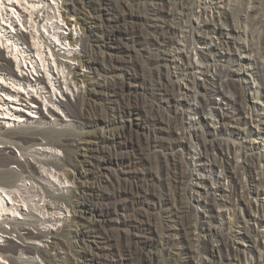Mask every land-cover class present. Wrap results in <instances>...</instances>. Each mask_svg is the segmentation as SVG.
I'll use <instances>...</instances> for the list:
<instances>
[{
	"label": "rangeland",
	"instance_id": "rangeland-1",
	"mask_svg": "<svg viewBox=\"0 0 264 264\" xmlns=\"http://www.w3.org/2000/svg\"><path fill=\"white\" fill-rule=\"evenodd\" d=\"M62 6L83 38L74 66L80 96L68 97L65 117L60 115L55 124L16 129L39 138L55 130L61 152L54 167H64L71 180L61 200L69 211L67 222L46 238L49 246H42L43 251L55 264H246L238 260V253L251 256L260 251L264 258V236L258 237L264 231V197L259 195L264 186V147L250 121L249 60L238 49L244 38L234 32L228 38L232 47L213 56L218 63L214 73L220 66L229 68L232 75L224 82L239 91L246 108L241 120L221 129L209 114L200 122L190 105L178 106L175 101H182L181 93L171 99L150 80L146 59L151 56L161 57L165 82L176 70L170 57L173 48L151 45L166 26L170 6L164 8L157 0H62ZM234 6L223 10L233 14ZM192 20L196 23V17ZM197 82L202 84L197 92L210 86L204 76L198 75ZM199 97L188 99L191 107ZM213 99L222 103V97ZM42 112L50 120L44 107ZM174 117L193 120L192 130L208 141L241 150L238 158L226 156L229 178L221 186L210 183L208 191L196 185L199 173L186 164L189 155L171 145L187 142L183 131L171 126ZM155 136L164 139L162 145L139 147ZM11 150L8 155L24 161L17 146ZM216 159L210 154L204 162L208 179ZM12 167L20 171L18 165ZM184 174L189 176L183 179ZM233 181L236 197L229 188ZM226 201H232V209L217 205ZM240 203L244 211L238 209L242 216L237 219L233 208ZM197 226L204 232L199 233ZM13 239L20 243L15 235ZM52 242L57 243L54 248Z\"/></svg>",
	"mask_w": 264,
	"mask_h": 264
},
{
	"label": "bare ground",
	"instance_id": "bare-ground-1",
	"mask_svg": "<svg viewBox=\"0 0 264 264\" xmlns=\"http://www.w3.org/2000/svg\"><path fill=\"white\" fill-rule=\"evenodd\" d=\"M157 1L170 9L164 16L163 32L151 39V45L173 48L170 57L176 70L165 82L161 57L151 56L146 59L151 82L163 87L171 99L181 93L184 98L175 102L178 106L190 105L200 122L203 115L209 114L215 127L224 129L241 120L246 108L242 107L240 93L224 82L232 72L229 68L222 69L223 65L214 73L218 63L213 58L232 47L228 38L236 32L244 38L238 49L249 60L250 95L253 98L250 121L257 127V138L264 147V0ZM231 3L235 4L233 14L224 12L223 8L231 7ZM192 17H196V23ZM77 28L63 8L62 0H0V148H3L0 150V264H55L42 246H49L46 238L54 236L55 230L67 222L69 211L61 200L71 186L69 173L64 167H54L61 152L56 144L55 130H47L46 138H39L34 133L24 135L16 129H33V124H55L61 120L60 115L65 117L68 97L80 96L74 66L83 38ZM215 39L222 43L217 44ZM198 75L204 76L210 85L200 92H197L202 87L197 82ZM227 92L231 93L229 98ZM197 94L200 97L191 107L188 99ZM215 95L222 97L219 105L213 99ZM148 105L151 107V102ZM230 106L233 112L228 109ZM42 107L47 110L50 120ZM192 121H183L179 117L170 120L173 128L179 127L183 131L182 138L187 141L186 144L171 145L173 149L181 146L189 155L186 164L199 173L196 185L209 191L211 184L221 186L222 181L229 178L226 156L238 158L242 153L229 143L204 139L203 134L192 130ZM236 134L243 133L238 131ZM163 141L155 136L148 142H140L139 147L148 150L162 145ZM12 145L20 149L24 161L7 154ZM210 154L218 157L211 166L212 179L204 174V162ZM32 160L40 165H35ZM12 165H18L20 171L12 169ZM188 176L184 174L183 179ZM229 188L235 197L238 196L235 181ZM259 195L264 197V186ZM232 204V201H226L217 205L232 209ZM238 209L241 213L244 211L242 203L233 208L234 216L240 219L242 214H237ZM261 226L264 228V221ZM197 229L199 233L204 232L202 226ZM14 235L20 240L19 244L13 239ZM261 235L264 236V231L258 237ZM258 237L256 243L260 249ZM52 243L54 248L57 243ZM243 254L236 255L238 260L246 264H264L261 251L251 256Z\"/></svg>",
	"mask_w": 264,
	"mask_h": 264
}]
</instances>
